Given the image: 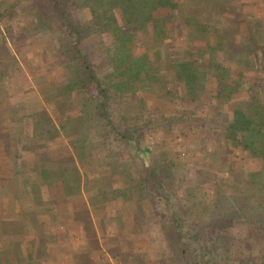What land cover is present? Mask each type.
<instances>
[{"label":"trees","instance_id":"1","mask_svg":"<svg viewBox=\"0 0 264 264\" xmlns=\"http://www.w3.org/2000/svg\"><path fill=\"white\" fill-rule=\"evenodd\" d=\"M80 1L10 0L13 9L26 2L31 21L26 27L28 36L29 29L38 30V23L43 26L60 23L59 33L63 40L68 39V47L63 50L56 49L57 43L52 39L57 50L52 61L74 65V74H67L65 82L56 88L49 84L43 88L46 102L50 104L54 99L62 97L66 101L74 93L79 94L75 106L81 119L59 120L62 133L66 134L68 123L83 124L97 118L112 137L136 148L132 164L108 150L99 154L103 165L89 156L92 163L99 166L97 171L102 181L106 178L112 181L105 184L109 187L99 185L93 192L97 194L101 189V194L117 206L118 202H132V221L139 218V227L145 229L142 231L145 234H148L146 228L151 219L145 213L143 201L149 200L156 214H166L167 209L160 210L159 202L156 204V199H165L171 210L168 220L161 223L166 245L156 252L160 256L156 264H264V17L257 13L259 6L264 7V0H144V4L140 0H124L127 8L123 12L127 18L124 17L123 27L116 25L110 16L104 21L97 15L96 7L104 0H84L92 10L91 21L84 22L85 27L92 26L98 33L105 31L113 37L105 48L109 71L104 74L81 49L78 28L81 25L73 22L69 9H82L81 4L77 7ZM113 2L115 0H110L108 4L112 7ZM138 6L146 8L142 10ZM133 7L140 10L136 20L131 18ZM217 14L221 15L219 21L209 23L207 19ZM140 21L144 22L140 24ZM148 24L152 25L151 31L146 27ZM50 29L47 30L53 32ZM174 34L184 40L179 54L170 48L179 49L180 45L174 41L161 42ZM69 38L74 39L71 45ZM198 38L204 42L198 44ZM206 53L210 56V66L204 64L209 59H205ZM216 53H222L226 59L230 56L235 68L218 60ZM48 62L52 66L53 63ZM0 66V100L2 97L12 100L15 92H3L2 80L10 78L11 85L17 84L13 77L22 68L12 53L9 58H0ZM7 66L13 68L11 72ZM199 68L205 71L198 74ZM206 81L210 83L209 88ZM89 91L95 97L92 105L87 103ZM239 95L243 102L238 99ZM157 100L173 106L182 103L186 107L163 111L155 105ZM134 104L135 108H131ZM207 109L211 111L208 113ZM3 113L9 115L5 123ZM201 119L215 120V131L192 132ZM158 128L165 135L161 142L163 147L174 146L172 139L178 128H188L195 143L203 139L204 145L208 142L214 150L206 154L184 150L183 155L192 160L190 166L182 161L180 152L175 153V147H171V154L169 149L161 148L153 156L152 151L159 143L145 133ZM1 129L8 138L13 136L10 141L1 140L3 147L8 145L7 161L16 166L10 171V179H16L13 174H23L24 179H28L25 188L33 195H45V190L34 193L29 174L31 178L37 175L42 182L53 177L54 182L64 186L69 179L75 182L81 179L80 170L73 166L66 171L61 164L63 158L53 153V149L64 144V139L46 109L34 113L23 105L6 102L5 106H0ZM168 135L173 136L166 139ZM26 146L43 147L46 152H52L50 155L40 153L44 159L27 163L23 160L29 166H19V159L30 152ZM72 147L77 146L73 143ZM51 156L52 169L46 159ZM85 159L83 153H78L80 163ZM137 161L141 166L138 174ZM89 171L85 177L93 180ZM226 188L233 193H228ZM15 189L18 191L21 186L16 183ZM180 193L189 203L183 209L177 203ZM171 199L176 201L181 213L174 209L176 204ZM120 218L115 217L119 226L124 221Z\"/></svg>","mask_w":264,"mask_h":264},{"label":"crops","instance_id":"2","mask_svg":"<svg viewBox=\"0 0 264 264\" xmlns=\"http://www.w3.org/2000/svg\"><path fill=\"white\" fill-rule=\"evenodd\" d=\"M82 4L89 14L88 17L84 16L83 20L89 22L92 17L90 4L84 2ZM13 5L10 0H0V14L6 11L3 17H0V58H9L12 53L22 68L21 72L17 75L14 74L17 77L12 76L17 80V84L11 85L10 78L2 80V84H4L2 90L3 92L8 91L9 94L12 90V92L15 91L14 88L17 85L20 88L23 83L22 85L26 87L28 74L35 72V66H31V70H26L25 61L30 62V58H36V49L33 51L30 45H34L36 38L45 36L48 26V24L43 26L38 23V30L29 29L28 36L26 27L31 23L27 15L29 8L26 2L19 4L14 9ZM96 8L98 16L103 19L110 16L116 25L124 26L122 23L124 17L121 13L123 10L117 8V5L112 7L109 5L108 9L105 4L101 3ZM10 9L13 10L12 13H10ZM220 17L221 15L217 14L214 18L207 20L209 23L215 24ZM228 59L230 60V56ZM230 61L232 62V60ZM48 66V64H44L42 69L44 70ZM231 68L234 69L235 65L233 64ZM6 69L11 72L13 68L7 66ZM67 74L69 75V73ZM64 82V77L62 79L61 75L52 79L41 77L40 90L43 92L45 84L56 88ZM76 95L79 94L74 93L72 97H65L66 101L61 97L60 100H52L51 104L45 102L48 105L56 103L58 106H67L68 109L75 111L71 116L69 112L51 113V120L55 124L59 123V120L81 119V114L75 106L78 102ZM19 97L15 100L2 97L0 106H5L6 102L24 105L26 98ZM40 110L42 111L43 108ZM2 116L3 123L6 118L9 120V115L3 113ZM56 126L59 128L58 124ZM2 138H7L10 141L13 136L8 138L4 131L0 130V169H4V172H0V264H156L155 261L160 260V256L156 255V252L161 246L166 245L162 238V230L154 229L150 221L149 227L146 228L148 234L142 233L145 229H140L139 218L132 221V202L125 204L124 202L119 203L117 200V206L116 202L106 198L104 193L101 194V189L97 191V194L93 192L95 187L99 189V185L109 187V185H105L109 182L108 178L102 181V176H100L98 179L88 180L82 172L79 181L75 182L69 179L64 186L60 182H54L53 177L42 182L37 175L31 178L29 174V179H32L33 187H35L34 193L36 190H45V195H33L31 190L25 188V182L28 179H24L23 174H13L16 179H10V176L12 177L10 171L15 170L16 166L7 161L5 156L9 149L7 150L8 145L2 146ZM133 153L136 154V148ZM34 154L37 152L27 154L33 155L30 156L31 159H26L23 155L24 158L22 156L18 161L19 166L24 164L23 160L27 163L29 160L44 159L39 156L40 153L36 156ZM56 156L58 157V154ZM68 157L70 163L67 161L61 163L63 168L66 167V171L71 170L73 166L80 171L82 169L90 170V164L93 162L90 157H86L87 159L83 163L75 161L73 154L72 156L68 154ZM46 159L52 169L53 157H46ZM100 161L96 160L97 163ZM24 166L29 165L24 164ZM31 167L36 168L37 166ZM16 183H18V187L21 186L18 191L15 189ZM109 183L112 184V181ZM113 184L115 185L114 181ZM116 184L118 183L116 182ZM45 187H48V190ZM90 189L92 190L88 192ZM149 203V200L143 201L144 210ZM115 217H121L120 221L124 220L120 226L115 221ZM128 218H130L129 221H127ZM150 229H154V234ZM151 234L155 239L151 238Z\"/></svg>","mask_w":264,"mask_h":264},{"label":"rangeland","instance_id":"3","mask_svg":"<svg viewBox=\"0 0 264 264\" xmlns=\"http://www.w3.org/2000/svg\"><path fill=\"white\" fill-rule=\"evenodd\" d=\"M40 1H43V0H40ZM76 0H74L75 2ZM80 1V0H79ZM84 0H81L80 2H78V5L77 7L83 5ZM110 0H104V3L102 4H105V6L108 8L109 7V2ZM127 1V0H126ZM141 4H144V0H140ZM124 0H115V2L113 3H110V4H114V5H117V8L119 7V9L122 10H125L127 7L125 5L124 7ZM129 1L126 3L128 4ZM81 4V5H80ZM185 7V5H184ZM81 8V7H79ZM79 8H73V7H70V11H71V14H72V19H73V22L75 24H77V26L81 25L79 28V30L81 31V37H82V41H81V49H82V52L87 54L88 56H90V59L93 63V65L98 68V70L101 69V73L104 74V73H107L109 71V69L106 68V62L108 60V56H107V53L105 51V48H107L108 45H110V43L113 41V37L110 36L109 34H107V32L103 31L102 34L101 33H98L97 30H93L91 27L92 26H88V27H85V17L89 16L86 8H83V10L79 9ZM139 9H142L144 10L146 7L145 6H138ZM139 11L140 10H137V7H133L131 9V18L133 17V19L135 18V20L138 18L137 14H139ZM123 17H126L127 18V14L125 12H121ZM257 13L258 15L264 17V7L262 6H259L257 8ZM58 15V14H57ZM57 15L55 18H57ZM85 16V17H84ZM143 16V14H142ZM104 20V19H103ZM194 22H196L195 19H193ZM105 21V20H104ZM121 21V19H120ZM142 22L144 21H140L139 23L141 24ZM122 23L125 25L126 24V21L124 20V18L122 19ZM83 24V25H82ZM136 25V24H135ZM152 25H149L146 26L148 27L149 31H151ZM61 24L60 23H55V24H49L46 29L48 28H51L50 30H53V32L51 31V33L49 32V30L45 31V36H42L41 38H36L34 41V45H30V48L34 51L36 49V58H30V62H27L25 63V68L26 70L27 69H32L31 66H35L36 67V70L33 74H28V77H27V81H26V87L23 86L21 84V87L18 88L19 86H15V95L14 97L12 98L13 100H15L18 96H20L19 98H26V103L23 105L24 108L26 107V109L28 111H31V112H34V113H38V112H41L40 109H46L47 111V114H48V117H52V114L51 113H58L60 114V111L63 113L65 112H69L70 113V116L73 115V113H75V111H72L71 109H68L67 106H58L56 105V103L52 104L53 105H48L47 103V107L45 106V102H46V96L47 94L43 93L40 88H41V85H39V83L41 82V77H47V78H55L57 77L58 75H61L62 76V79L63 77H65L67 75V73L73 75L74 74V71L76 69V67L72 64H69L68 63H63V62H60L58 61L57 63H53L52 59L55 57V54H57V48L58 50H63L65 47H68V39H62L60 33H59V29H60ZM123 27V26H121ZM173 35V34H172ZM175 35V34H174ZM170 37V36H169ZM52 39H54L57 43V47L54 45V43L52 42ZM179 37H177L176 35L175 36H172V38L170 39H163L161 42L162 43H166L168 41H174L175 44L177 45H180V48L179 49H175V47L173 48H170V51H173L174 53H180L182 51H180V49L182 48V45H183V42L184 41L183 39H181ZM200 38L197 39L198 41V44L199 43H203L204 41L202 40H199ZM69 43L71 45V41H74V39L72 40L71 38H69ZM149 40V38H148ZM150 41V40H149ZM52 43V45H51ZM55 48H54V46ZM212 51H215V50H212ZM21 53V52H20ZM74 54V52H73ZM73 54L71 56H73ZM42 56L44 57L42 59ZM207 56V57H206ZM216 58L220 61H223L225 63L226 66H229L231 67L234 63L231 62L229 59H226L224 57V55L222 53H216ZM45 57H48V60H46ZM210 56L206 53L205 55V59H208ZM48 61H51L52 66H48L46 67L44 70L42 69V67H44V64L47 65L49 62ZM44 63V64H43ZM207 64V66H210V58L207 60V61H204V64ZM204 70V68H199L198 69V74H201ZM59 78V77H58ZM22 81V80H21ZM207 82V81H206ZM61 83V82H60ZM248 83V82H247ZM206 84V88L208 87L209 88V82L205 83ZM247 85V84H246ZM89 96H88V99H87V103L88 105H92L91 102L95 101V97L93 95V93H90V91L88 92ZM92 97V98H91ZM242 96H238V99L240 100V102H243V98H241ZM93 99V100H92ZM60 100V99H59ZM239 102V104H240ZM169 103V102H168ZM165 103V102H161V101H158L155 102V105L160 107L163 111H173L175 110V108H185L186 105L182 104V103H178L177 106H173L172 103ZM132 107L131 108H135V104L134 105H131ZM89 109H90V106H88ZM87 107V108H88ZM70 110V111H69ZM211 110H208L207 109V112L209 113ZM68 113V114H69ZM43 118L47 117V116H41ZM116 121H117V118L114 114V117H113ZM57 120V119H56ZM55 120V122H56ZM53 122V120H52ZM37 124H35L36 126L38 125V121H36ZM58 124L59 128L61 129L59 123L57 122L56 125ZM217 123L215 120H210V119H201V120H198L197 122V125L195 126V128L192 130V132H202V131H208V130H213L215 131V127H216ZM58 128V130L61 132H63V130H60ZM179 130L175 131L174 132V136L175 139H172L174 143H172L174 146H166V147H163L161 145V142L164 141V133L162 132V129L161 128H158V129H153V130H149V131H146L145 135L148 136V137H153L155 139V141L157 143H159L158 145L156 144L155 145V148L153 149V156H156L158 153H157V150L158 149H169L170 150V154L172 153V150H171V147L174 148L176 150L175 153H179L180 152V156L182 157V161H184V163H188L186 165L190 166V164L192 163V160L190 158H188L187 156H184L183 155V152L184 150L188 149H193L192 151H196L197 152H201L200 154H206V153H210V152H213V146L211 147V144H209L208 142H206V145H204L203 143V139L201 140V143L197 144L195 143V138L194 136H191L193 133H191V131H188L189 129H183L181 130L180 128H178ZM66 134H62L63 135V139H64V144L60 147H57L54 149V153L58 154V157L59 158H63L61 160L63 161H67L70 163V158L68 157V154L74 156V160L75 161H78V153H83L84 154V157H87L89 158V156H93L95 159H97L98 161L100 159L99 158V154L102 153V151H107L108 150V153L110 154H113V155H119L121 156L122 160H125L126 162H130L132 164L133 162V159H134V149H135V146L134 145H131L129 143H126V142H123V141H118L117 138H114L112 137V133H110L109 131H106V129H104L102 126H101V122L97 119V118H94L93 120L89 119V122L87 123H83V124H78V123H68L66 125ZM64 133V132H63ZM186 133V134H185ZM206 133V132H205ZM152 135V136H151ZM173 135H168L166 136V139H169L171 138ZM206 136V135H205ZM204 136V137H205ZM73 143L76 144V149L73 146ZM25 149H27L28 151L32 152V153H35L37 151H39V153H42V154H47L49 153L48 155H50L51 151L50 152H46L45 149L43 147H39V148H34V147H28L26 146ZM84 151V152H82ZM194 153V152H193ZM66 154V155H65ZM35 156L38 155V154H34ZM24 156L26 157V159H31L30 156H33V155H25ZM23 156V158H24ZM39 156H41L39 154ZM135 160V159H134ZM137 160V159H136ZM93 165H90L91 169L90 171L89 170H84L82 169L81 172H83L84 174L83 175H86V173L89 171V174L91 176V178L93 179H98L101 174H98L99 172L97 171V169H100L98 165H95L94 163H91ZM99 164H102V162H99ZM137 164L138 166L136 165V173H140V169H141V166H140V162L137 161ZM103 165V164H102ZM87 167V166H85ZM254 166H252L253 168ZM140 170V171H139ZM0 172H4V169H0ZM129 172H132V170H130ZM135 173V174H136ZM180 174V171L178 172ZM97 174L99 175V177H97ZM135 174H133L135 176ZM82 175V173H81ZM189 177H191L192 175L191 174H188ZM93 179V180H94ZM192 181V180H191ZM173 182V180L170 181V184ZM175 184V182H174ZM166 185V184H165ZM178 188V187H177ZM226 191H228V193H233L231 191H233L232 189H228L226 188ZM182 192V191H181ZM179 201H177V203L179 204L180 208H185L189 205V203L187 202L186 199H182V194L180 193L179 195ZM172 203H175L176 204V201L174 202L173 199H171ZM159 202V209L160 210H165V208L167 209L168 213L171 209L168 210V205L165 204V199L164 198H161V200H157L156 199V204H158ZM170 204V203H169ZM173 208V207H172ZM174 209L177 210L179 213H181V211L179 210V207L178 205H174ZM145 210H146V213L147 215L151 218V222H152V227L154 229H158L159 228L161 229V223L165 220H168V213L164 214V213H157L155 212L154 210V207H153V204L150 202L148 205L145 206ZM154 229H150V231L153 232L154 234ZM151 238L153 239L154 236L151 234ZM141 237L139 236V239ZM156 238H158L156 236ZM155 239V238H154ZM158 240V239H156Z\"/></svg>","mask_w":264,"mask_h":264}]
</instances>
